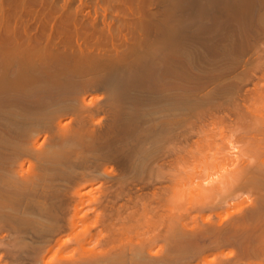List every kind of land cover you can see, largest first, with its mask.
I'll return each instance as SVG.
<instances>
[{
	"label": "bare ground",
	"instance_id": "6f19581e",
	"mask_svg": "<svg viewBox=\"0 0 264 264\" xmlns=\"http://www.w3.org/2000/svg\"><path fill=\"white\" fill-rule=\"evenodd\" d=\"M0 264H264V0H0Z\"/></svg>",
	"mask_w": 264,
	"mask_h": 264
}]
</instances>
